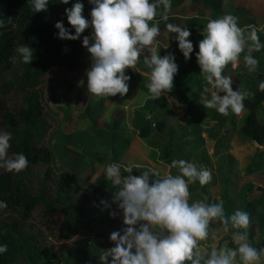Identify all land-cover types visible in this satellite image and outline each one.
<instances>
[{
    "label": "clouds",
    "instance_id": "9594fccd",
    "mask_svg": "<svg viewBox=\"0 0 264 264\" xmlns=\"http://www.w3.org/2000/svg\"><path fill=\"white\" fill-rule=\"evenodd\" d=\"M27 2L34 13L46 12L50 4V0ZM59 2L67 5L71 0ZM88 3L93 6L90 19L83 15L82 0H75L65 9L67 22L74 31L66 28L63 21L55 24L61 40L77 41L86 29L92 30L82 40L92 61L86 70L88 94L126 96L131 80L126 70L141 73L138 66L141 62L149 72L146 87L150 97L157 99L170 93L179 65L174 53L162 57L156 43L160 22L169 20L172 0H88ZM238 19L225 13L208 20L202 33L204 38L195 52L200 75L206 81L200 103L223 116L240 114L245 107V95L239 89L234 90L232 78L224 74L226 66L231 64L235 68L242 61L248 72H256L259 60L253 53L264 50L258 29L253 25L241 27ZM10 22L0 18V29ZM165 27L175 34L173 38L185 60H190L194 53L191 31L174 23H166ZM145 49L150 55H144L141 61ZM14 52L9 58L14 64L18 59L23 64L34 59L33 49L24 44H19ZM259 89L264 91V81L259 83ZM12 139L11 132L0 130V169L19 174L29 166V161L23 153L9 154ZM170 167L177 169L178 174L162 175L148 168L134 175L132 166L123 169L118 163L105 166V179L115 191L110 200L101 199L100 205L113 219L117 215L113 210L116 205L123 213L126 227L110 233L113 246L100 251L98 264H237V257L239 264H264V248L253 246L249 240L247 211L237 209L226 215L222 201L189 202V185L209 184L210 170L184 159H173ZM6 208V202L0 200V211ZM215 221H219L225 233L229 225L235 230L231 234L234 248L212 247L208 252L202 247L200 242L208 239L210 224ZM7 251V244L0 243V255Z\"/></svg>",
    "mask_w": 264,
    "mask_h": 264
},
{
    "label": "rangeland",
    "instance_id": "374dc122",
    "mask_svg": "<svg viewBox=\"0 0 264 264\" xmlns=\"http://www.w3.org/2000/svg\"><path fill=\"white\" fill-rule=\"evenodd\" d=\"M82 2L84 5L89 4L88 0ZM225 13L237 16L241 27L255 26L260 41L264 43V0H175L169 20L159 24L160 35L156 46L160 55L162 51L175 54L179 65L176 75L179 88L160 98L150 97L146 87L149 72L142 62L138 65L142 74L126 70L125 74L131 76L126 96L91 97L87 91L86 70L90 69L92 61L85 48L82 66L76 73L55 72L50 78V86L43 96L51 113L49 119L56 126L47 138L53 153V167L57 172H67L70 182L78 190L88 192L93 197L96 212L91 217V223L96 232L106 231L113 219L100 205L101 199H111L115 191L111 183L107 181L105 190L99 195H94L91 190L92 185L104 174L105 166L118 163L122 169L132 166L133 172L137 168H152L162 175H177L174 168L170 167L173 159L166 157L162 151L164 144L179 151V159L207 168L212 173L209 184L201 186L197 182L189 185L193 188L190 203L222 201L226 215H231L237 209L242 210L240 196L248 192V185L254 188L250 195L252 200L264 198V147L260 148L240 135L241 126L249 112L244 109L240 114L223 116L214 109L205 108L200 103V94L206 81L200 75L201 72L195 75L190 69L191 64L194 68L199 67L195 52L204 38L202 33L208 20L219 18ZM173 20L179 21V26L187 27L192 33L190 40L194 44V53L190 60H185L177 42L167 33L165 24ZM144 55H150L147 49L141 61ZM253 55L259 60L256 72H248L242 61L235 68L229 64L224 70V74L232 78L234 90L239 89L244 95L251 86L259 83L257 75L264 74V50ZM258 118L264 122V104L258 111ZM114 120L120 122L117 130H113ZM148 124L153 133L159 131V124L162 125L160 137L163 141L157 137L144 139L139 135V129ZM95 131L106 132L111 138L96 136ZM94 164L96 166L92 168ZM229 167L239 179L235 186L237 196L232 201L225 199L222 188L224 174ZM92 170L95 175L88 178V172ZM113 210L119 222L109 235L126 227L123 213L116 205H113ZM233 231L231 228L225 233L223 227L213 226L208 239L200 243L210 252L217 240L231 236ZM227 244L224 243L220 248L227 247ZM252 244L256 247L257 237ZM67 259V254L61 253V263Z\"/></svg>",
    "mask_w": 264,
    "mask_h": 264
},
{
    "label": "trees",
    "instance_id": "16d2710c",
    "mask_svg": "<svg viewBox=\"0 0 264 264\" xmlns=\"http://www.w3.org/2000/svg\"><path fill=\"white\" fill-rule=\"evenodd\" d=\"M74 2L71 0L64 5L59 0H50L46 12L34 13L27 0H0V18L11 20L0 29V130L12 133L9 154L23 153L29 161V166L19 174L0 169V200L7 204V208L0 211V243L8 246V251L0 255V264H96L100 251L112 247L109 232L119 220L117 217L112 219L104 232L94 230L91 217L96 212V203L93 197L78 190L70 182L67 172L54 169L53 153L47 142L56 126L49 119L51 113L43 93L55 72L76 73L81 68L82 40L92 31L86 29L77 41L58 38L57 21H63L65 27L72 30L65 9ZM174 2L172 0V4ZM92 7L84 5L85 18L90 19ZM170 23L179 25L176 20ZM19 44L33 49L34 59L30 64H23L19 59L15 64L10 61ZM164 55L166 53L162 51L161 56ZM190 66L195 75L201 72L200 67ZM257 79L259 83L264 81V74H258ZM177 82L175 76L170 93L174 92ZM259 83L251 86L245 95L244 109L249 114L240 135L263 148L264 122L259 121L258 110L264 103V91L259 89ZM119 123L113 121V130L118 129ZM158 126L159 131L153 133L148 124L139 129V135L144 139L157 137L163 141L160 137L163 127ZM94 134L111 138L106 132L95 131ZM162 151L169 159H179V151L171 145H162ZM143 170L137 168L133 173L139 175ZM174 171L178 174L177 169ZM94 175V170L88 172V178ZM238 182L229 167L222 182L225 199L232 201L237 196L235 186ZM106 184L103 174L92 185L93 194L99 195ZM247 189L240 201L242 210L250 216L249 240L252 242L257 237L256 247L264 248V198L252 200L253 185H248ZM192 190L190 186L189 191ZM213 226L223 227L219 221L211 223L210 230ZM224 243H228L227 247L236 246L231 236H223L215 247L220 248ZM61 253L67 254L65 263H61ZM237 261L239 263L238 257Z\"/></svg>",
    "mask_w": 264,
    "mask_h": 264
},
{
    "label": "crops",
    "instance_id": "0c3cea01",
    "mask_svg": "<svg viewBox=\"0 0 264 264\" xmlns=\"http://www.w3.org/2000/svg\"><path fill=\"white\" fill-rule=\"evenodd\" d=\"M263 104H264V103H263ZM260 108H261V107H260ZM260 108H259V109H260ZM246 111H247V110H246ZM258 111H259V110H258ZM258 119H259V118H258ZM259 121H260V120H259ZM260 122H261V121H260ZM257 146H258V145H257Z\"/></svg>",
    "mask_w": 264,
    "mask_h": 264
}]
</instances>
